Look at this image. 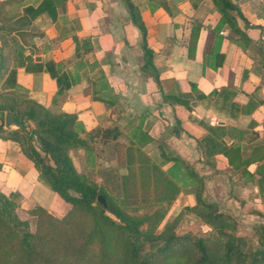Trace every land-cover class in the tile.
<instances>
[{
    "label": "crops",
    "instance_id": "1",
    "mask_svg": "<svg viewBox=\"0 0 264 264\" xmlns=\"http://www.w3.org/2000/svg\"><path fill=\"white\" fill-rule=\"evenodd\" d=\"M42 1L51 2L54 12L37 13ZM130 1L145 27L152 68L144 66L141 34L123 0L12 3L6 33L22 48L24 66L9 79L13 62L1 51L0 95L22 96L53 114H74L85 131L104 127L117 113L119 133L130 140L137 132L147 137L141 150L155 162L159 147L178 157L216 202L257 193L256 170L264 163V0H232L242 36L224 23L212 0ZM34 63L42 71L32 72ZM47 63L52 65L46 69ZM50 72L68 74L74 84L58 95ZM106 92L115 98L116 113L93 98L107 99ZM173 96L189 108L163 101ZM8 115L0 119L3 131L18 128ZM81 152L71 149L69 156ZM0 166L1 193H17L26 208L61 211L64 201L9 138H0ZM177 174L189 178L184 169ZM178 197L184 206L192 200L189 191Z\"/></svg>",
    "mask_w": 264,
    "mask_h": 264
},
{
    "label": "trees",
    "instance_id": "2",
    "mask_svg": "<svg viewBox=\"0 0 264 264\" xmlns=\"http://www.w3.org/2000/svg\"><path fill=\"white\" fill-rule=\"evenodd\" d=\"M21 2H0V54L4 50L3 57L13 62L8 73L9 79L14 78L16 68L24 66V57L22 48L12 43L6 33L9 30L5 15L12 3ZM123 2L131 22L141 34L144 66L152 68V53L145 45V27L131 1ZM212 2L224 23L241 35L231 15L233 12L239 13L232 0ZM158 4L165 8V2L159 1ZM35 11L51 13L54 9L51 2L42 1ZM29 61L32 62V59L29 58ZM33 65L32 72L42 71L40 63ZM50 65L47 63L45 68ZM25 70L28 68L25 67ZM50 77L55 80L58 95H62L74 84L73 78L65 73L59 75L50 72ZM153 80L159 86L156 72ZM103 96L107 99L93 98H98L112 108L115 98L107 92ZM197 98L202 99L203 96L198 94ZM163 101L169 105L180 104L189 108L186 100L175 96L163 97ZM3 113L13 115V122L18 128L3 131L0 125V138L16 142L21 153L33 164L40 180L69 203L71 208L61 218H55L44 208L34 206L28 212L35 219L31 230L29 223L17 213L20 196L17 193L4 195L0 192V264H162L175 258L179 259L180 264H235L243 259L247 264H264V247L247 257L240 256L241 252L234 255L235 247L230 243L231 238H227L222 231H219L222 235L215 241L176 236L169 225L155 234L168 206L180 193V187L174 179L181 169L186 171L198 187L195 190V205L185 208L195 213L209 209L211 213L206 215L207 218H225L216 211L215 203L203 201L202 194L198 192L202 180L178 157L167 153L162 147H159V159L155 162L141 150V146L131 142L126 147L122 146L121 156L126 173L119 178L122 195L114 199L108 196L103 187L75 170L68 152L75 148L90 152V144L96 139L99 142L115 140L119 133L116 127L85 131L79 127L74 114H53L27 98L8 95H0L1 120ZM27 122L31 127L26 128ZM138 135L140 133H135L134 138H140ZM143 139V143L149 140L147 137ZM225 155L229 159L227 152ZM167 163L171 164L170 167L163 170L161 167ZM256 174L259 177L256 181L258 193L264 198V163L258 167ZM98 195L105 200L108 210L96 202ZM150 206L158 207L150 213L136 215V212ZM144 225L146 229L142 231L140 228ZM220 238L226 239L221 241ZM146 245L152 251L150 256L141 255ZM220 248L221 255L217 253Z\"/></svg>",
    "mask_w": 264,
    "mask_h": 264
},
{
    "label": "rangeland",
    "instance_id": "3",
    "mask_svg": "<svg viewBox=\"0 0 264 264\" xmlns=\"http://www.w3.org/2000/svg\"><path fill=\"white\" fill-rule=\"evenodd\" d=\"M11 7L12 6H9L8 9L10 10ZM13 9L15 11L16 5L13 6ZM20 98L23 97L20 96ZM117 110V106L111 108L113 113H116ZM120 120L121 116L116 113L110 122L100 129H113ZM25 125L26 128L31 127V124L28 122ZM134 134H132L131 140L121 133H118L115 140H105V142L104 140L102 142H99L98 139L94 140L90 144V152H86L84 149L80 148L82 150L81 153L71 154L74 168L78 173L84 174L98 186L103 187L105 189L104 191H106L111 198H120L122 194L119 186V178L126 173L123 165V157L121 156L123 150L122 146L126 147L129 145V142H131L135 146L140 147L144 141L141 133L138 135L140 138H134ZM34 144L37 147L36 141ZM182 176L178 174L174 181L180 187V193L189 191L192 200L189 204L184 206L182 197H178V195L171 205L168 206L165 217L156 228L155 234L162 232L164 227L169 225L176 236H187L195 240L209 239L210 241H215L220 234L222 235L219 231H222L226 237L228 236L227 238H231L230 243L235 247L234 255H236L237 252H241L240 256L247 257L263 249L264 230H261V227H264V198L258 191L254 193L250 190L246 195L241 196L230 195L229 197H225L224 201L218 203L206 192L204 181L200 178L202 180V186H200L201 190L199 189L198 192L202 194L203 201L206 203H215L217 207L216 211L225 216L223 219L207 218L206 215L211 213L209 209L195 213L185 208L195 205V190L198 189V187L195 186L194 180L191 178L186 179ZM61 201L63 200L61 199ZM62 205L61 211L55 208L45 210L53 217L61 218L71 208L70 204L65 201ZM148 205H150V203L146 206ZM26 207H29V205L20 199L17 213L22 220H26L29 223L30 229L33 230L35 219L28 215V212L33 207ZM157 207L158 206H150L143 208L136 212V215L150 213ZM140 229L144 231L146 226L144 225ZM220 239L223 241L226 238ZM217 253L221 255L222 248H220ZM143 254L147 256L152 254L151 249L148 248L147 245L141 255ZM244 257H241V259ZM178 260V258H175L167 260V262L162 264H180ZM235 264L247 263L246 261L244 262L243 259L241 262H236Z\"/></svg>",
    "mask_w": 264,
    "mask_h": 264
},
{
    "label": "water",
    "instance_id": "4",
    "mask_svg": "<svg viewBox=\"0 0 264 264\" xmlns=\"http://www.w3.org/2000/svg\"><path fill=\"white\" fill-rule=\"evenodd\" d=\"M11 118H12L11 115H8L7 116L8 123H10ZM96 202L99 203V204H101L105 210H108L109 209L107 203L105 202V200L100 195L97 196Z\"/></svg>",
    "mask_w": 264,
    "mask_h": 264
}]
</instances>
